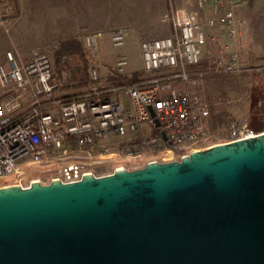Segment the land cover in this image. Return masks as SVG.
Here are the masks:
<instances>
[{"label": "built area", "instance_id": "built-area-1", "mask_svg": "<svg viewBox=\"0 0 264 264\" xmlns=\"http://www.w3.org/2000/svg\"><path fill=\"white\" fill-rule=\"evenodd\" d=\"M192 2L196 10L176 11L168 35L140 41L143 70L166 72L135 83L101 86L97 83L101 70L91 67V86L65 96L49 52L23 61L6 51L0 63V180L11 177L6 185L23 188L35 181L70 183L85 174L98 176L94 168L115 157L142 159L145 164L166 162L212 145L213 132L207 125L211 105L201 80L208 74L235 71L240 64L238 52L225 50L214 37L208 39L207 29L222 28L236 38L239 21L231 0ZM206 7L210 13L203 16L199 10ZM12 12V0H0V30H10ZM125 35L122 27L114 28L111 44L123 45ZM97 39L94 34L84 38L93 52ZM127 64L126 55L120 54L115 74ZM176 80L187 88L178 89ZM262 132L264 128L252 127L239 115L227 123L221 142ZM117 168L124 167L113 170Z\"/></svg>", "mask_w": 264, "mask_h": 264}, {"label": "water", "instance_id": "water-1", "mask_svg": "<svg viewBox=\"0 0 264 264\" xmlns=\"http://www.w3.org/2000/svg\"><path fill=\"white\" fill-rule=\"evenodd\" d=\"M0 264H264V132L75 182L0 186Z\"/></svg>", "mask_w": 264, "mask_h": 264}, {"label": "rangeland", "instance_id": "rangeland-1", "mask_svg": "<svg viewBox=\"0 0 264 264\" xmlns=\"http://www.w3.org/2000/svg\"><path fill=\"white\" fill-rule=\"evenodd\" d=\"M231 1L239 21L238 36L230 38L222 28L207 29L208 39L214 37L225 50L238 52L240 64L235 71L208 74L201 80L200 87L211 105L210 144L221 142L227 123L239 115H244L254 128H264V0ZM192 3V0H12V24L8 32L0 30V54L10 50L23 61L42 52L52 56L56 44L71 37L80 43L87 61V70L80 72L81 77L91 67H97L102 74L99 83H110L108 74H115L120 54L126 55L128 64L117 81L128 80L130 72L141 71V78L159 75L166 71L143 70L140 41L168 35L173 30L172 16L178 10L187 14L195 11ZM199 12L203 16L210 13L208 7ZM117 27H122L126 35L124 44L114 47L110 33ZM87 34L98 35L95 52L85 44ZM75 73L74 70L71 74ZM144 164L142 159L119 156L96 166L94 171L102 175L114 167L135 169Z\"/></svg>", "mask_w": 264, "mask_h": 264}, {"label": "trees", "instance_id": "trees-1", "mask_svg": "<svg viewBox=\"0 0 264 264\" xmlns=\"http://www.w3.org/2000/svg\"><path fill=\"white\" fill-rule=\"evenodd\" d=\"M52 57L56 72L58 73L59 71L58 74L65 73L67 80L69 79V75L73 77L70 72L71 69H75L76 78H79V80L87 78L86 74H84L83 77H78L77 75V70L79 72H85L87 70V61L84 57L83 49L81 48L80 43L74 38L68 37L60 40L52 51ZM139 80L141 79L132 78L120 83H135Z\"/></svg>", "mask_w": 264, "mask_h": 264}, {"label": "crops", "instance_id": "crops-1", "mask_svg": "<svg viewBox=\"0 0 264 264\" xmlns=\"http://www.w3.org/2000/svg\"><path fill=\"white\" fill-rule=\"evenodd\" d=\"M5 53L0 54V63L4 62ZM141 63H142V58H141ZM89 71H90V69H89ZM89 71L87 73V78H85V79L79 80V78H76V73H75L74 75H72L73 77H71L69 75V77H68L69 79L67 80L65 73L57 74L56 70H55V78L61 80V82H62L61 94L65 95V96H69V95L77 94V93H80V92L87 90L91 86V84L93 83L91 78H90ZM141 73H142L141 71L140 72H130L129 75H127L128 80L132 79V78L142 79ZM77 75H78V77L81 76L80 72L78 70H77ZM117 78H118V75L110 72V74H108V80L110 83H108V84H105V83L101 84L99 82H97V83L101 86L111 85L113 83H120L119 81H117ZM174 85L178 89H186L187 88V85L180 82L179 80H176L174 82ZM1 95H2V92L0 90V97H1ZM207 125H208V120H207ZM10 179H11V177L1 179L0 180V186L6 185V183H8V181H10Z\"/></svg>", "mask_w": 264, "mask_h": 264}]
</instances>
